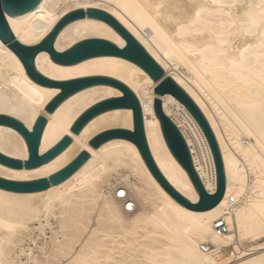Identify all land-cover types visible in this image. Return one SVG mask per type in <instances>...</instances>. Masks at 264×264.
<instances>
[{"label": "bare ground", "instance_id": "bare-ground-1", "mask_svg": "<svg viewBox=\"0 0 264 264\" xmlns=\"http://www.w3.org/2000/svg\"><path fill=\"white\" fill-rule=\"evenodd\" d=\"M101 1L100 4L88 0H42L32 11L18 17L7 15V19L15 36L33 45L72 10L96 7L112 14L204 111L223 154L227 175L225 197L211 210H190L165 191L132 141L114 138L99 148L91 147L89 141L99 133L134 129L133 109L114 108L91 119L81 133L71 132V126L84 111L104 99L121 97L123 92L107 83L90 85L48 113L46 106L61 88L34 81L17 54L0 39V113L19 119L30 130L40 115H46L41 154L65 135L73 139L62 153L36 168H15L0 162V176L16 181L49 177L81 151L91 153L72 176L46 190L15 192L0 188V264H30L18 259V253L14 255L15 246L21 243L17 231L25 229L36 213L52 212L57 207L62 215H70L65 219L67 227L79 229L78 235L73 237L71 233L70 239L56 246L63 256L72 250L78 252L72 243L80 242L79 237L90 227V215L97 212L99 218L91 235L81 241L80 255L72 256L73 263L67 264L80 262L83 255L88 264H134L138 244L132 242L140 237L139 228L150 214L139 206L141 191L129 175L118 172L121 168L131 170L137 180L144 182L142 188L148 185L161 197L155 215L174 217L187 223L191 230L183 243L172 237L165 264H264V242L239 252L235 260L218 262L215 258L224 247L248 237H264V0ZM92 37L110 40L119 47L126 45L109 23L85 16L62 29L55 48L65 51ZM36 66L43 75L58 81L105 76L127 84L141 104L147 140L159 167L180 192L196 202L197 190L171 153L155 114L154 101L160 97L165 113L183 133L207 189L216 190L215 159L203 129L173 95L155 93L159 82L141 66L118 55L62 64L54 61L47 51L36 56ZM217 117L227 133L219 126ZM229 134L235 135L229 138ZM0 151L22 161L29 157L25 138L8 125H0ZM112 172L118 174L114 181L107 179ZM105 183L110 186V195L106 197ZM222 219L228 225L227 232L216 228Z\"/></svg>", "mask_w": 264, "mask_h": 264}, {"label": "water", "instance_id": "water-1", "mask_svg": "<svg viewBox=\"0 0 264 264\" xmlns=\"http://www.w3.org/2000/svg\"><path fill=\"white\" fill-rule=\"evenodd\" d=\"M42 0H0V39L9 46L22 61L27 74L36 82L44 85L60 87L61 92L54 97L46 106L48 113H53L58 106L77 91L90 85L107 83L120 89L123 92L121 97H111L104 99L84 111L71 126L73 134H79L85 125L98 114L114 108L133 109L134 129H110L99 133L93 137L89 144L93 148H99L103 143L114 139L124 138L137 145L149 170L160 183V185L169 193L179 204L193 211H207L218 206L227 191V175L223 154L217 140L216 134L199 104L194 98L172 77L166 74L163 66L147 51V49L135 38V36L112 14L96 7L88 9H75L66 13L55 24L53 29L38 43L29 45L21 42L14 34L9 25L7 15L21 16L35 9ZM85 16L99 18L109 23L126 41L124 47H119L110 40L92 37L78 41L65 51H58L55 48V42L62 29L74 20ZM41 51H47L52 59L62 64H73L81 60L100 56V55H118L129 59L141 66L151 78L159 82L155 87V93L159 96L166 94L173 95L177 100L183 103L195 117L203 129L210 147L212 149L217 170V188L214 192L207 189L203 179L195 168L193 157L188 143L173 120L165 113L163 102L160 97L154 101V111L164 131L165 140L177 161L187 171L197 193L198 201H192L182 192H180L165 176L153 156L145 132V121L141 104L133 90L122 81L105 76H92L66 81H58L43 75L36 66V56ZM48 118L46 115H40L30 130L19 119L0 113V125H8L19 131L25 138L29 157L26 161L6 155L0 151V162L15 168H36L41 166L60 153H62L71 143L72 136L65 135L58 143L48 151L41 154L40 146L45 131ZM91 153L83 150L68 165L59 171L44 177L30 181H16L0 176V188L15 192H36L58 185L72 176L80 169L90 158Z\"/></svg>", "mask_w": 264, "mask_h": 264}, {"label": "rangeland", "instance_id": "rangeland-1", "mask_svg": "<svg viewBox=\"0 0 264 264\" xmlns=\"http://www.w3.org/2000/svg\"><path fill=\"white\" fill-rule=\"evenodd\" d=\"M88 1H93L95 3L99 2L100 4L101 2L103 3L101 0ZM68 2L70 3V1ZM209 107L211 110L213 109L212 112L214 113V108L210 105ZM217 121L219 126L221 127L222 125L224 130V125L220 122L221 120L218 117ZM224 132L227 133L225 130ZM234 135L232 134V136H230L229 134L228 136H230L229 138H233ZM118 172L129 175L131 182L137 184L136 186L142 194L138 198L139 206H143L145 212L151 215L144 220L143 224L141 223L142 225L139 228L140 237L132 242L135 245L138 244V256L135 258L134 264H165L164 258L166 257L167 248L171 243L172 237H176L181 243H183L191 233V230L188 228L187 223L177 221L174 217L168 218L161 217L159 214L155 215L154 213L158 211V206L162 202L161 197L148 185H145V187L142 188L141 186L144 185V182L142 180H137L131 170L121 168ZM117 175L116 172H112L107 179L114 181V179L117 178ZM104 187L103 196H109L110 191L108 187L110 186L105 183ZM244 189L241 195H243ZM241 195L239 194L240 198ZM40 213H36V216L33 217L34 219L31 217L33 220H28V225L25 226V229L23 227L21 230H18L19 232L17 231V233H19L18 241L21 243L18 242V246H15L16 248H14V251L16 252L14 255L16 256V253H18L20 255H18V259L29 261L30 264H67L68 262H72L70 258L72 256L80 255V250H82L81 241L91 235L97 225V219H99L97 218V212H93L90 215V218H92L90 227L83 236L79 237L80 242L72 243L73 248L78 252L74 253L72 250L71 254L63 256V253L58 251L56 246H59L67 239H70L71 233L73 237L78 235L79 229L76 227H67L68 223L65 219L70 215H62L59 207L55 208L52 212L45 213L44 211ZM37 216L38 218H36ZM66 232L68 233L67 235ZM175 232L178 233V235H172ZM261 242H264L263 236L258 239L248 237L237 244H231L228 247H224L220 253L216 254L215 258L218 262L235 260L239 257V254H241L239 252L255 247L256 244L258 246ZM21 249L25 250V253L22 252L24 255L20 252ZM74 264H88L86 256L83 255L81 261H77Z\"/></svg>", "mask_w": 264, "mask_h": 264}, {"label": "built area", "instance_id": "built-area-1", "mask_svg": "<svg viewBox=\"0 0 264 264\" xmlns=\"http://www.w3.org/2000/svg\"><path fill=\"white\" fill-rule=\"evenodd\" d=\"M216 228L218 229V230H221V231H223V232H227L228 231V225H227V223H226V221L225 220H220V221H218L217 223H216ZM264 238V237H263Z\"/></svg>", "mask_w": 264, "mask_h": 264}, {"label": "snow or ice", "instance_id": "snow-or-ice-1", "mask_svg": "<svg viewBox=\"0 0 264 264\" xmlns=\"http://www.w3.org/2000/svg\"><path fill=\"white\" fill-rule=\"evenodd\" d=\"M129 207H131V206L129 205Z\"/></svg>", "mask_w": 264, "mask_h": 264}]
</instances>
